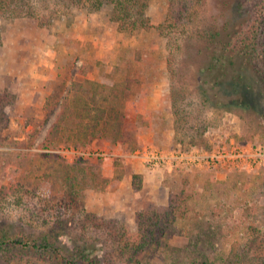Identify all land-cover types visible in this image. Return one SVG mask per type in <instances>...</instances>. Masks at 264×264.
Instances as JSON below:
<instances>
[{
    "label": "rangeland",
    "instance_id": "374dc122",
    "mask_svg": "<svg viewBox=\"0 0 264 264\" xmlns=\"http://www.w3.org/2000/svg\"><path fill=\"white\" fill-rule=\"evenodd\" d=\"M25 4L20 15L0 13V93L15 96L5 107L6 126L0 122V186L12 187L0 196V228L45 230L44 221L56 213L45 212L36 196L38 184L49 173L45 187L51 182L55 189L49 193L58 194L55 168L63 161L83 166L72 172L78 203L71 210L74 218L85 219L86 213L114 218L135 233L140 210L167 207L171 194L185 193V218L162 238L161 248L145 251L141 264H224L233 252L264 258V166L162 168L167 189L154 198L138 197L137 209L128 191L108 195L121 180L112 189L99 177L106 179L107 155L114 162L111 178L122 179L126 156L145 147L174 148V136L184 145L203 133L212 147L264 148V52L251 62L232 59L210 37L215 29L227 25L234 31L242 24L262 31L264 39V0H175L172 8L168 0H149L150 26L134 33L117 29L108 6L92 10L69 0ZM128 73L136 81L123 107L122 140L96 137L81 145L66 129L47 134L56 115L63 114L66 126L76 116V104L61 101L69 90L71 99L85 92L92 103L91 97L104 96V86ZM52 94L56 97L47 104ZM51 108L56 112L49 116ZM58 149L98 150L99 155ZM67 223L64 230L72 234L97 236L80 222ZM64 241L72 244L68 236ZM94 245L104 255L102 240ZM5 257L0 255V264H33Z\"/></svg>",
    "mask_w": 264,
    "mask_h": 264
},
{
    "label": "trees",
    "instance_id": "16d2710c",
    "mask_svg": "<svg viewBox=\"0 0 264 264\" xmlns=\"http://www.w3.org/2000/svg\"><path fill=\"white\" fill-rule=\"evenodd\" d=\"M69 1L74 4L87 5L92 10L108 6L110 8V18L120 31L134 33L148 29L150 26V19L147 14L149 0ZM174 1L168 0L170 8H172ZM25 5V0H0V13L8 12L11 16H17L24 12ZM240 26L242 24H237L233 31L225 25L222 28L215 29L210 34V37L214 40L215 47L222 55H227L232 59L242 57L245 59L244 61H250L259 51L264 52V39L261 36L263 32L258 31L256 28ZM131 81L134 82L136 79L134 80V77L132 78L128 73L122 80H116L108 88L104 86V96L100 99L90 98L93 104L89 102L88 98L86 99L85 92L82 93L83 95H76V97L71 99L69 90L67 96L61 97V101L65 104L72 100L76 104V116L74 117L76 120L71 119V123H67L66 126V124L61 122L63 114L56 115V119L49 126L47 134L53 137L58 131L66 129L75 133V141L77 139L80 140L81 145L96 137L111 138L115 142L122 140L124 136L123 107L126 101L130 99V95H132ZM87 82L94 84L90 80H86ZM55 97L54 94L50 95L47 104L50 98L54 100ZM14 99L15 96L9 92L0 93L1 123L7 121L5 107ZM55 112L56 110L51 108L48 114L49 116L54 115ZM6 123H4V126H6ZM173 138L174 147L180 144L183 148L192 146L212 148L203 133L191 137L188 145H184L183 140H178L176 136ZM78 168H83V166L63 161L57 162L55 170L61 182L58 194L51 195L49 193V191L51 192V190L55 189L51 182V187L49 185L45 187V182H49L50 179L49 173H44L43 179L46 181H41L38 184L37 195H35L42 202L41 204L45 206V209L47 208L45 212L49 211L51 215H53V212L54 214L56 213L55 216L51 217V220L44 221L47 225L45 230H41L39 233L26 232L24 230L10 232L0 228V255L6 256L4 261L25 260V262H33V264L41 262L43 264H116L118 260H126L132 264H141L145 256L144 253H148L145 251L153 252L161 248L163 246L162 238L175 227L176 221L186 216L188 208L185 193L179 192L171 194L167 207L140 210L136 215L138 228L135 233L130 232L124 222L114 218H104L93 213H86L85 219H80L79 215L74 218L75 214L71 210L78 203L75 197V188L71 181L73 179L72 172ZM99 177L104 183H112V189L121 180V176L111 179ZM132 187L136 190L140 187V179L137 174L132 176ZM11 189L12 187L0 186V196L8 193ZM54 207H56V211H53ZM69 219L74 222H80L83 228H91L89 230L93 234L96 233L97 236H92L91 234L85 237L72 234L69 229L64 230L68 226L67 222ZM52 220L53 222L50 224L48 221ZM64 236H68V241L72 244L64 241ZM97 239H101L103 246L107 247L102 256L97 253L98 249L94 245ZM254 259L248 257L246 252H233L230 258H223V263L264 264V258Z\"/></svg>",
    "mask_w": 264,
    "mask_h": 264
},
{
    "label": "built area",
    "instance_id": "2783aa9c",
    "mask_svg": "<svg viewBox=\"0 0 264 264\" xmlns=\"http://www.w3.org/2000/svg\"><path fill=\"white\" fill-rule=\"evenodd\" d=\"M58 152H74L79 156L98 154L84 150L58 149ZM99 155V154H98ZM135 156L142 158L151 168L166 167H235L249 170L253 167L264 166V148L251 144L234 143L229 146L204 148L192 146L190 148H158L145 147L135 152Z\"/></svg>",
    "mask_w": 264,
    "mask_h": 264
},
{
    "label": "crops",
    "instance_id": "0c3cea01",
    "mask_svg": "<svg viewBox=\"0 0 264 264\" xmlns=\"http://www.w3.org/2000/svg\"><path fill=\"white\" fill-rule=\"evenodd\" d=\"M145 138H151V135H145ZM104 158V176L111 178L113 173V158L109 155ZM124 162V170L120 183L114 190H108V195H120L123 192L128 191L131 198H133L132 206L139 208L141 202L139 198H154L159 192H164L167 187L163 183L164 175L162 168H151L142 163L139 157L132 155L126 156ZM137 174L140 178V187L138 190L132 187V176Z\"/></svg>",
    "mask_w": 264,
    "mask_h": 264
}]
</instances>
